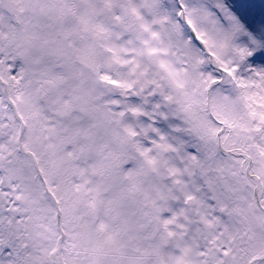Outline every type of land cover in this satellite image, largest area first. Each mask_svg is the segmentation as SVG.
I'll return each mask as SVG.
<instances>
[{"label":"snow or ice","instance_id":"snow-or-ice-1","mask_svg":"<svg viewBox=\"0 0 264 264\" xmlns=\"http://www.w3.org/2000/svg\"><path fill=\"white\" fill-rule=\"evenodd\" d=\"M0 264H264V0H0Z\"/></svg>","mask_w":264,"mask_h":264}]
</instances>
